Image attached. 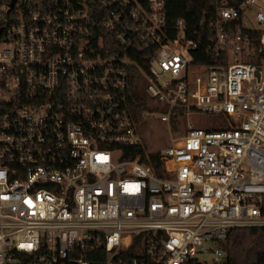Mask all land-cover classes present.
Returning a JSON list of instances; mask_svg holds the SVG:
<instances>
[{
  "label": "built area",
  "instance_id": "1",
  "mask_svg": "<svg viewBox=\"0 0 264 264\" xmlns=\"http://www.w3.org/2000/svg\"><path fill=\"white\" fill-rule=\"evenodd\" d=\"M232 1L200 63L167 0H0V264H227L264 228V0ZM199 111L221 124L143 150L147 112Z\"/></svg>",
  "mask_w": 264,
  "mask_h": 264
},
{
  "label": "trees",
  "instance_id": "2",
  "mask_svg": "<svg viewBox=\"0 0 264 264\" xmlns=\"http://www.w3.org/2000/svg\"><path fill=\"white\" fill-rule=\"evenodd\" d=\"M239 1L234 0L232 2L234 5H238ZM214 7L215 0H167L166 2L168 20L174 22L179 18L184 19L190 30L189 36L200 41L201 47L197 52H194L196 61L200 63L215 62L214 55L207 53L205 48L209 41V28L200 23L204 16L208 19V14ZM130 103L134 117L138 121H142V116L147 109L144 91L139 88L133 89ZM177 122L176 119H173L174 125ZM210 129L215 130L217 127L212 126ZM143 160L149 161L158 171L156 156H151V159L143 156ZM225 249L227 251V264H264V228L233 229L225 243Z\"/></svg>",
  "mask_w": 264,
  "mask_h": 264
},
{
  "label": "rangeland",
  "instance_id": "3",
  "mask_svg": "<svg viewBox=\"0 0 264 264\" xmlns=\"http://www.w3.org/2000/svg\"><path fill=\"white\" fill-rule=\"evenodd\" d=\"M251 26L255 25L253 20H249ZM148 105H152V99L148 94H145ZM162 112L157 115L147 112L142 128L139 130V137L141 145L146 153L154 152L155 150L166 146L171 138L178 139L182 136L188 125L210 128L212 126L218 127L220 117L212 113L204 111L182 113L178 115L177 123L171 128H168V123L161 120ZM176 126V127H175ZM202 259L212 260L213 256L210 254L204 255Z\"/></svg>",
  "mask_w": 264,
  "mask_h": 264
},
{
  "label": "water",
  "instance_id": "4",
  "mask_svg": "<svg viewBox=\"0 0 264 264\" xmlns=\"http://www.w3.org/2000/svg\"><path fill=\"white\" fill-rule=\"evenodd\" d=\"M138 150H140V148H138Z\"/></svg>",
  "mask_w": 264,
  "mask_h": 264
}]
</instances>
